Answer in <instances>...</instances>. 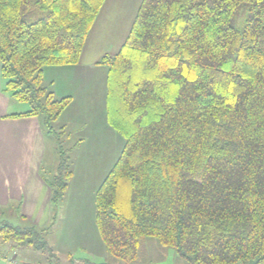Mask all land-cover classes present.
Wrapping results in <instances>:
<instances>
[{"label":"trees","instance_id":"trees-1","mask_svg":"<svg viewBox=\"0 0 264 264\" xmlns=\"http://www.w3.org/2000/svg\"><path fill=\"white\" fill-rule=\"evenodd\" d=\"M104 1L0 0L2 76L31 105L13 116L42 118L59 148L54 206L74 175L67 132L53 127L71 97L43 72L80 61ZM100 63L108 122L124 138L95 198L106 253L134 261L149 236L188 264H264V0H143ZM48 231L1 221L0 242L52 258Z\"/></svg>","mask_w":264,"mask_h":264},{"label":"crops","instance_id":"crops-1","mask_svg":"<svg viewBox=\"0 0 264 264\" xmlns=\"http://www.w3.org/2000/svg\"><path fill=\"white\" fill-rule=\"evenodd\" d=\"M124 1H104L77 64L48 66L43 72L44 83L57 98L71 97L70 104L56 121L58 127H64L67 132L65 138L72 136V124H87L89 130L86 135L87 128L82 130L84 135L80 137L81 143H86L90 138L91 144H101L103 137L111 133L121 139L120 154L124 138L108 122V67L100 61L105 55H114L120 50L137 15L138 9L135 12V8L138 2L127 0L123 5ZM3 79L0 64V207H13L18 209V213L21 209V216L35 220L34 226L48 212L46 223L39 224L41 229H46L53 215L52 209L58 206L51 203L49 180L41 174L39 165L44 159V122L39 116H13L25 113L31 107L15 104L13 95L2 87ZM119 156L104 170L99 165L98 170L88 176V184L85 186L76 183V172L73 169L74 176L64 199L74 219L87 218L90 224L96 223V192ZM29 160L33 165L31 169H28ZM97 230L95 227L94 234L98 238L92 248L106 255V248ZM23 263L33 264L28 259Z\"/></svg>","mask_w":264,"mask_h":264},{"label":"rangeland","instance_id":"rangeland-1","mask_svg":"<svg viewBox=\"0 0 264 264\" xmlns=\"http://www.w3.org/2000/svg\"><path fill=\"white\" fill-rule=\"evenodd\" d=\"M142 1L135 0V3L138 2L135 12L137 9L139 10ZM126 2L127 0L122 2L123 5ZM239 18H237V21ZM2 87L12 94V91L6 89V79H3ZM15 104H27L28 107H31L28 102L17 99H15ZM53 127L59 129L56 122L53 123ZM43 128L45 147L42 156L44 155V159L39 165L41 174L48 180H52L57 173L60 157L59 148L57 149L56 138L48 133L45 126ZM84 128H87L85 130L86 135L89 125L72 124L70 128L72 136L65 138L64 142V148L70 149L68 154L70 164L76 172V183L83 186L88 184V176L94 174L99 165H102L104 170L107 165L113 164L119 156L122 146L120 137L118 135L112 136L111 133L103 137L101 144H91L90 138L83 144L80 142V137L84 135L82 133ZM30 156L33 157V154H30ZM32 166V161L29 160L28 169H31ZM68 205L66 199H64L57 205V208L52 209L53 215L49 218L48 223L49 231L44 234L45 240L56 254L55 257L49 258L48 253L36 251L28 245L17 246L12 242H0V264H12L10 260L14 258L18 264H23L27 259L33 264H188L187 260L180 256L175 248L164 246L157 238L149 236L141 240L139 256L134 261L126 262L107 253L106 255L99 254L97 250L92 248V244H95L94 242L98 238L94 234L95 227L97 230V224H90L87 218L74 219V216L70 215ZM20 212L22 213L21 209ZM20 212L18 213V209L13 207H0V222L5 220L21 227H33L35 220L31 217L21 216ZM48 217L49 213L46 212L42 218H39V223L36 225L39 230H41L39 224L46 223ZM74 221H77V223H74ZM97 233H99V230H97ZM11 245H14L15 248L12 249ZM4 253L6 254L5 257L3 256Z\"/></svg>","mask_w":264,"mask_h":264},{"label":"built area","instance_id":"built-area-1","mask_svg":"<svg viewBox=\"0 0 264 264\" xmlns=\"http://www.w3.org/2000/svg\"><path fill=\"white\" fill-rule=\"evenodd\" d=\"M16 262L17 261L15 260V258L10 260V263H12V264H16Z\"/></svg>","mask_w":264,"mask_h":264}]
</instances>
